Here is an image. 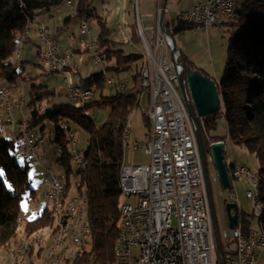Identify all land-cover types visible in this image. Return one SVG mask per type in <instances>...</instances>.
Segmentation results:
<instances>
[{
  "label": "trees",
  "instance_id": "1",
  "mask_svg": "<svg viewBox=\"0 0 264 264\" xmlns=\"http://www.w3.org/2000/svg\"><path fill=\"white\" fill-rule=\"evenodd\" d=\"M68 0H0V76L9 83L18 80L15 54V39L23 38L27 42L26 30L29 22H34L38 10L51 11ZM74 1V0H71ZM235 17L232 27L237 26L231 38L227 60L218 88L222 108L219 112L203 117L208 129L216 127V117L223 111L228 123V135L241 146L246 147L260 161V194L263 213L257 219L264 229V0H236ZM92 0H77V16L89 20L93 16ZM98 47L102 62H114L106 68L115 74L116 90L112 95H104L107 86L105 70L81 80L83 87L94 88L101 93V100H93L71 105L62 103L42 110L41 100L45 94L34 85L30 92V118L25 123L31 134L37 137L45 129V120L55 123L51 134V143L57 146L61 156L56 162L71 172V153L68 149L71 139L61 122H66L69 130L75 132L74 126L84 128L90 133L86 153L87 166L79 169L78 190L86 192V220L91 227L90 237L84 250L73 264L89 262L107 264L115 259V244L119 233L121 201L120 173L124 164L123 135L129 126V115L139 104V88L143 55H126L122 49H114L111 30L99 17ZM174 33L194 27L181 21L174 22ZM31 33V32H30ZM104 48V49H103ZM183 63L188 67L198 68L184 55ZM13 60V61H12ZM15 60V62H14ZM135 68V69H134ZM133 73V80L127 77L128 84L124 90L119 89L122 78L120 73ZM110 73V74H111ZM125 73V74H126ZM133 82V83H132ZM92 106H104L109 109L106 121L97 127L86 114ZM145 114V113H144ZM146 121L149 120L145 114ZM200 125V120H198ZM1 129V128H0ZM40 130V131H39ZM38 132V133H37ZM203 135L205 154H210L209 141ZM38 136H41L39 133ZM76 138V136H75ZM215 140L223 139L219 136ZM15 138L0 130V249H7L20 235L31 234L53 221V210L48 206L34 220L28 222L24 229H19L20 200L33 196L29 169L33 161L23 159L15 147ZM22 158V160L20 159ZM11 185V187H9ZM65 191L62 202L69 198V182L64 183ZM252 218H254L252 216ZM255 219V218H254ZM252 219V220H254ZM252 220L242 213L244 229L252 225Z\"/></svg>",
  "mask_w": 264,
  "mask_h": 264
},
{
  "label": "built area",
  "instance_id": "2",
  "mask_svg": "<svg viewBox=\"0 0 264 264\" xmlns=\"http://www.w3.org/2000/svg\"><path fill=\"white\" fill-rule=\"evenodd\" d=\"M67 2L72 3L71 0ZM236 2L207 0L194 3L189 9L181 11L178 19L188 25L202 27L206 31L217 25L223 27V21L233 20ZM88 27L89 20L81 19L84 35L88 34ZM167 28L168 31L173 30L172 26ZM42 41L45 48L46 41H53V48H46V52H50L51 73L68 70L59 66V53L67 54L68 67L74 66L71 62V52H61L59 44L47 30ZM90 45L98 53L100 69L102 56L99 47L96 48L98 42H91ZM171 47L170 39L162 33L160 27L157 28L155 38L145 47L147 65L143 69L146 72L144 93L148 96V104L144 113L150 125L145 141L133 142L131 147L135 151L142 148L150 155V161L129 165L126 170L128 198L136 197L137 202L132 204L128 202V198L126 201L127 235L123 246L122 264H136L138 261L142 264H258L260 253L264 250L258 226L252 224L244 229L241 221L231 227L226 208L227 203H236L239 214L243 213L236 186V181L240 178H245L248 182L245 194L251 202L249 182H252V170L240 162H236V180L231 181L232 192L227 203L222 200L218 191L221 182L219 176H209L214 206L213 185L217 190L222 218L220 228L217 217L222 245V252L218 251L205 171L195 128L181 90L179 72L182 67L174 63ZM177 59H181V53L177 54ZM125 80L128 79L123 78L120 84L124 85ZM68 90L70 99L79 100L80 104L92 99L94 91L93 88L78 84L69 85ZM1 99L6 100L3 94ZM0 119L2 120L1 115ZM198 119L209 145L216 141L225 145L223 139L211 140L203 118ZM23 130L16 134L17 143H21L22 148L23 143H30L31 151H24L26 159L33 161V155H40V162L35 163L41 165L43 139L32 134L30 137H23ZM208 161L213 162L211 151ZM78 162L80 166L83 163L79 159ZM46 185L47 192H64L62 182L52 180V184ZM256 207L257 204H254L255 217ZM81 227L83 229V224ZM86 238L88 240V229ZM133 247L140 249L139 258L133 256ZM79 255H76V259ZM52 259H58V264L63 263L61 252H54Z\"/></svg>",
  "mask_w": 264,
  "mask_h": 264
},
{
  "label": "rangeland",
  "instance_id": "3",
  "mask_svg": "<svg viewBox=\"0 0 264 264\" xmlns=\"http://www.w3.org/2000/svg\"><path fill=\"white\" fill-rule=\"evenodd\" d=\"M68 2H63L56 8H52L49 15H53V12L57 10H61L63 5H68ZM110 0H92L91 5V11L94 10L93 16L90 17L89 20V33L84 35L81 32V21L77 19L76 16L73 18H69L70 20L66 23L65 20L67 15L62 17V14L59 12L57 14L59 25L57 28H54V26H50L51 35L55 36L59 42L65 47H69L70 49H76L80 51H75V56L72 57L71 62L76 66L77 69H80V72L82 71L83 75H86L87 72L88 75L92 76L93 74H96L100 71L99 68L93 67V50L89 49V44L91 42L97 43L98 35H99V17L102 18L109 24V27L111 28L113 39L116 41V44L114 45V49H122L124 50V53L126 55L134 54V55H142L143 51V42L139 35L138 28L136 27V31L138 34L137 39H120L119 36H126V28H129V23L126 21L123 25L118 21L117 17L115 16L114 12L112 11V8L109 6ZM69 6V5H68ZM75 8L77 7V0H74V3L70 5ZM69 6V7H70ZM41 10H38L39 12ZM45 11V10H44ZM36 12V13H37ZM47 15V19L49 18V15L47 12H43ZM167 18L169 17V14L167 13ZM36 20V18H35ZM135 26L136 21H135ZM199 31L200 33L194 34V31ZM238 30V27H227L226 29H222L220 26H215L210 29V31L207 33L205 29H198V28H190L183 30L184 33L188 34L189 40H197L199 44H202V41L204 42V48L203 52L207 55L206 60L209 63H212L214 61V57L221 58L220 61H216V74L221 79L224 73V62H223V55L226 56L225 63L227 60L228 50L231 44V38L234 35L235 31ZM213 31V32H212ZM190 32V33H189ZM185 34V35H186ZM183 34L175 33V38L177 42L178 49H180L181 46V40H182ZM209 37H212L213 39H208ZM195 38V39H194ZM209 40H211V43H209ZM42 41V40H41ZM43 43V42H42ZM30 42L25 43V45L30 47V55L27 57L24 49H21L22 51V58L16 60V67L17 71L19 72L20 76L18 80L14 83H9L4 77L0 76V115L2 117V128L0 130H3V133H5L8 136L16 137L18 133H20V130L18 131L17 135L13 133L11 130L6 131V126L12 128L13 124L14 126L22 125V130L24 129L26 132L31 134V131L26 128L25 123L30 118V108L28 106V103L30 102V92L33 89L34 85L37 86H44L41 88V91L43 94V99L41 100L42 110L45 109V106L51 107L53 105H60L63 102H68L71 105V100L68 98V92L67 88L70 85L77 83L81 84V74L79 72H76L74 70H70L67 75H63L60 72L51 73L49 71L44 70L39 64H40V56L38 57L35 48ZM214 45V46H213ZM212 48H211V47ZM98 48V45L97 47ZM104 49V48H103ZM214 51V52H213ZM15 58V57H14ZM13 61V60H12ZM222 61V62H221ZM15 62V60H14ZM114 62H110L107 64V66H113ZM135 69V68H134ZM111 73V72H110ZM126 73V72H125ZM122 73L123 78L130 77L131 80H133V73L130 75L129 73ZM111 75L115 76V74L111 73ZM69 78V83L66 81V78ZM89 76V77H90ZM212 76L214 78H217L216 75L213 73ZM133 83V82H132ZM104 95H112L114 93V90H109V88L105 85L103 88ZM5 95L8 99L2 100L1 95ZM93 100H101V93L96 92L94 96L92 97ZM90 101V100H89ZM17 104L20 107V109L23 110V112L19 110H15L17 108ZM148 104V96L146 93H144L142 100L140 101L139 106L134 109L130 115H129V127L131 130V134L128 136V141L130 143L133 142H143L145 141L146 134L148 132V123L145 118L144 114V108L147 107ZM81 105V104H80ZM3 106V107H2ZM19 109V108H17ZM109 113V109L104 106H92L89 107L86 110V114L92 119L93 123L100 127L107 119ZM15 118V120H14ZM200 120V119H198ZM204 120V119H203ZM199 123V122H198ZM206 123V122H205ZM45 129L43 132H39L41 136L37 137H44L45 139V153H46V159L42 158V162L45 166V168L41 165L36 164L35 162L31 163V167L29 169V176L31 179V188L34 190L33 196L29 195L27 197H24L20 200L19 204V229H24L28 222L34 220L37 218L40 213L48 206L50 209L53 208L54 203L51 201L46 200L45 198V190L43 187V182L45 179V175H55L58 178H60L64 183L69 182V199L72 197L78 196L79 190H78V166L74 163H71V172L70 176L67 175V168L63 165H60L56 162L57 160V146L51 143V134L52 131L55 128V123L49 120H45ZM201 133H203V130L201 128V125H199ZM206 127V124H205ZM74 132L76 136V147L83 153H86L88 144H89V138L90 133L85 130L84 128H81L79 126H74ZM40 131V130H39ZM206 131L210 137L211 140H215V136H219L220 138H223L225 140V159L228 164L231 162H240L243 165L248 166L253 172L258 173L259 167H260V161L257 159V157L252 154L246 147L238 145L231 136L228 135V123L225 117V113L221 111L218 113L216 117V127L212 129H208L206 127ZM11 133V134H10ZM203 137V135H202ZM206 137V136H205ZM208 140V138L206 137ZM142 147V146H140ZM68 149L71 151L73 149L72 145L69 143ZM124 151V164L125 165H138L142 163H148L150 161V155L145 153L142 148L135 151L132 147L126 146ZM21 156V155H20ZM210 154L205 155L206 161H207V167H208V173L209 176L212 178L215 175L218 176L217 171L215 169L214 163L208 161ZM22 160V158H20ZM44 168V169H43ZM47 172H44V170ZM220 180V179H219ZM237 186V192L240 199V205L243 208V213H245L251 220L253 216V209L254 206L252 202L248 200L245 194L246 186H248V182L245 178H240L236 181ZM213 191H214V198H215V208L217 212V217L219 220L220 228L222 227V218H221V212H220V206L218 202L217 197V190L215 186L213 185ZM219 194L222 197V200L224 202L229 201V197L231 194L230 188H224L220 182L219 184ZM128 202L132 204H136L137 198L136 197H129ZM27 205V210L23 207V205ZM252 224L254 226H259L257 219L252 220ZM21 235L23 233L21 232ZM3 249H0L2 251ZM133 256L134 257H140V249L137 247H133ZM113 262H109L107 264H117L115 260H112ZM99 264V263H97ZM136 264H142L140 261L136 262ZM258 264H264V250L260 253V259Z\"/></svg>",
  "mask_w": 264,
  "mask_h": 264
},
{
  "label": "bare ground",
  "instance_id": "4",
  "mask_svg": "<svg viewBox=\"0 0 264 264\" xmlns=\"http://www.w3.org/2000/svg\"><path fill=\"white\" fill-rule=\"evenodd\" d=\"M237 5V2H236ZM235 17V11H233V19ZM34 22H29L26 36L30 35L31 28ZM82 32V28H81ZM40 37L43 40V35L46 34V28L41 26L39 28ZM89 33V27H88ZM83 34V33H82ZM23 38L17 37L15 39V59H21V49L23 46ZM46 48H53V41H46ZM45 45H42L40 54V66L50 72V52H46ZM89 49L93 50L94 56V66L99 68V57L98 53L94 51L93 46L89 44ZM73 55V53L71 52ZM143 67L141 70L139 88L141 93L139 94V100H142L144 95L145 85H146V72L143 70L144 66L147 65L146 52L143 54ZM102 62V57L100 58V64ZM59 66L61 68H68L75 70L76 67H68V59L66 53H59ZM67 75L66 72H62ZM106 83L109 87L116 90V80L112 76L108 75L104 71ZM66 81L69 83V78L67 76ZM129 80H125L124 85L120 84L119 89L124 90ZM70 85V84H69ZM73 85V84H72ZM95 92L93 91L92 97ZM5 96V95H4ZM5 99L8 98L5 96ZM72 104L80 105L79 100L71 99ZM17 108H19L17 104ZM62 127L66 130L68 138L71 139V145L73 149L71 153L72 163L78 166V169H84L87 166V159L84 157L83 153L76 147V139L73 131L69 130V126L66 122H61ZM2 126V120L0 119V128ZM130 129L126 128L123 135L124 147H131V143L127 142ZM23 137H30V134L23 130ZM15 147L20 153L23 159H26L24 151H31L30 143H23V148L21 143H17V138L15 137ZM79 160H82L81 166L79 165ZM33 162H40V155H33ZM227 163V161H226ZM128 165H123L120 173V188H121V201L119 203L120 210V221H119V233L115 244L114 257L117 264H122L123 262V246L125 244V239L127 235V220H126V201L128 198V185L126 183V170ZM227 168L229 171L231 181L236 180L237 164L236 162L227 163ZM52 180L55 182H62L65 191L64 182L55 175H49L44 180L45 185V198L48 201L54 203L53 210V221L52 223L46 225L45 227L31 233L20 235L7 249L0 251V264H58V259H52L54 252H61V259L63 263L59 264H73L76 261V255L80 254L84 250V246L87 242L86 229H88V239L91 233V227L86 220V192L83 190L79 191L78 196L67 199L65 203L62 202L63 194H54V192H47V185L52 184ZM260 176L259 173L252 171V182H249V190L251 191V202L257 204L256 207V217L260 218L263 213V206L261 202L260 194ZM47 192V194H46ZM217 216V215H216ZM242 221V214L238 215L237 224ZM83 224V229L81 225ZM243 225V223L241 222ZM258 232L260 233L261 242L264 243V229L258 226ZM74 239V240H73ZM87 264H97L94 262H89Z\"/></svg>",
  "mask_w": 264,
  "mask_h": 264
},
{
  "label": "crops",
  "instance_id": "5",
  "mask_svg": "<svg viewBox=\"0 0 264 264\" xmlns=\"http://www.w3.org/2000/svg\"><path fill=\"white\" fill-rule=\"evenodd\" d=\"M205 1H207V0H110L109 6L112 8V11L114 12L118 21L122 25L124 23H126V21H128V23L130 24L129 28H126V33H125L126 36H119L120 39H123V38H125V39H137L138 34L136 31V27L138 28L139 35L142 39L143 46H144L143 51H142V55H143L145 52L146 45L149 44V42L152 39H154L156 36L157 28L160 27V21H161L162 15H163L164 27L167 28V27L172 26L173 30L169 31V32L175 37V33L173 32L175 29L174 22L180 21L178 19L179 13L181 11L189 9L190 6L194 3L205 2ZM72 3H74V1H72ZM72 3L71 4L67 3V4L70 6V5H72ZM68 5H63L61 10L56 9L53 12L52 16L49 15L50 11H46V10L45 11L41 10V11L36 13V20H34L33 26L31 28V33L29 35L27 42H25V43L30 42L33 45L38 57L41 54V48L43 45V43H42L43 41H41L42 39H41L40 33H39V28L41 26H44L46 28V30L48 31V33L50 34L51 33V31H50L51 27L50 26H54V28H57L59 25L58 17H57V14L59 12L62 14L61 18H64V16L67 15L68 18H66V20H65L66 23L70 20L69 18H73L74 16H76L77 19H79V21H81V18L78 17L77 12H75V8L72 6L69 7ZM43 12H47L50 19H47L48 18L47 15ZM167 13L169 14L168 18L166 15ZM135 21H136L137 26H135ZM230 22L231 21H223V27H221V26L220 27L222 29H226L227 27H230V26L232 27V25H231L232 23H230ZM105 23H106L108 29L111 30V28L109 27V24H107L106 21H105ZM217 26H219V25H217ZM214 27L215 26H213V29H214ZM192 28L203 29L202 27H199V26H194ZM234 28L235 27H233V29ZM210 29L206 32L208 33L210 31ZM193 33L198 34L200 32L197 30V31H194ZM179 34H183L182 40H181V46L179 49V51L181 52V55H184V57L187 58L190 62H192L195 67H198L199 69H201L204 74L213 77L212 74L214 73L217 78H214V77L213 78L216 79L217 81H219L220 77L217 76V74H216V61L217 60L220 61V59L222 60V56L219 59L214 57V61L212 63H209L206 60L207 55L203 52V48H204V42L203 41H202V44H199L197 40H189L188 34H186L184 32H180ZM51 36L59 44V46L61 48V52H66L68 50V51L73 53V56H75L76 55L75 51H80V50H76V49L72 50L69 47L63 46L61 44V42H59V40L55 36H53V35H51ZM112 37H113V34L111 31V39L114 42H116ZM208 39H213V38L209 37ZM175 40H176V38H175ZM97 42H98V39H97ZM25 43L23 44L22 49H24V52H25L26 56L28 57L30 55L31 51H30V47L25 45ZM209 43H211V40H209ZM31 44H28V45H31ZM123 52H124V50H123ZM223 56H224L223 57V62H224L223 65L225 68L226 56L225 55H223ZM21 58H22V51H21ZM93 62H94V60H93ZM72 64L75 65L74 63H72ZM107 64H108V62H101L100 70L102 69V70H105L107 72L106 68L109 67V66H107ZM94 65L95 64L93 63V67H95ZM76 66L78 67L77 64L75 65V67ZM70 70L71 69H68L66 74H68V72H70ZM74 71L79 72L82 75L81 80H84L90 76V75H88L89 72H87L86 75H83L82 71L80 72V69H77V68ZM60 73L64 75V73H62V72H60ZM107 73H108V75L112 76L110 74V72H107ZM119 76L123 79L122 73H120ZM74 84L77 85V83H74ZM78 85H80V84H78ZM107 87L109 88V90H112V91L114 90V88L109 87L108 85H107ZM67 92H68V98L70 99V94H69L68 88H67ZM94 92H95V89H94ZM114 92H115V90H114ZM68 102H63V103H68ZM15 110H19V111L23 112L22 109L16 108ZM23 114H24V112H23ZM14 120H15V118H14ZM22 125H23V123L20 124L19 126H17V125L14 126V124H13L12 128L6 126V131L9 129V130L13 131V133L15 135L18 133L19 130L20 131L22 130L21 129ZM129 129H130V127H129ZM130 134H131V130H130ZM40 138L43 139L42 152H41V163H42L41 166H43L45 168V166L42 162L43 161L42 158L46 159L45 145H44L45 139H44V137H40ZM127 142L130 144L128 139H127ZM55 152H56L57 158H58L59 157L58 149ZM123 165H125V164H123ZM47 170L48 169H46V171L44 170V172H47ZM48 176L49 175L46 174L45 179ZM43 187L45 190L44 182H43Z\"/></svg>",
  "mask_w": 264,
  "mask_h": 264
},
{
  "label": "water",
  "instance_id": "6",
  "mask_svg": "<svg viewBox=\"0 0 264 264\" xmlns=\"http://www.w3.org/2000/svg\"><path fill=\"white\" fill-rule=\"evenodd\" d=\"M160 28L162 33L168 37L172 43L173 60L176 65H181L182 70L179 72V78L181 82V90L187 105L190 119L194 125L195 133L197 137V144L202 159V164L205 171V182L210 202L212 220L214 225V232L216 237V243L219 253L222 252V245L219 236V228L217 222V216L215 212L214 200L212 195V189L209 180V174L207 171V164L205 159V147L200 131L198 117H206L213 113H217L221 110V98L218 88V81L211 76H208L202 72L199 68H193L186 66L182 59H177V54L181 53L178 49L175 37L165 29L163 25V15L161 16ZM209 149L213 156V163L221 184L224 188H231V179L227 168L225 159V146L223 142L216 141L209 145ZM227 213L229 217V223L231 227L237 225L239 208L236 203H227ZM234 209V213H232Z\"/></svg>",
  "mask_w": 264,
  "mask_h": 264
},
{
  "label": "snow or ice",
  "instance_id": "7",
  "mask_svg": "<svg viewBox=\"0 0 264 264\" xmlns=\"http://www.w3.org/2000/svg\"><path fill=\"white\" fill-rule=\"evenodd\" d=\"M4 175L3 170H0V177H2ZM9 187H11V185H9ZM23 207L25 208V210H27V205H23Z\"/></svg>",
  "mask_w": 264,
  "mask_h": 264
}]
</instances>
